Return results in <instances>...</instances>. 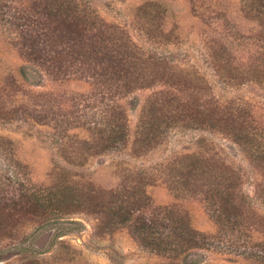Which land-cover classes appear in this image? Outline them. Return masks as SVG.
Returning <instances> with one entry per match:
<instances>
[{
	"label": "rangeland",
	"instance_id": "rangeland-1",
	"mask_svg": "<svg viewBox=\"0 0 264 264\" xmlns=\"http://www.w3.org/2000/svg\"><path fill=\"white\" fill-rule=\"evenodd\" d=\"M251 2L77 0L102 28L117 25L145 57L161 60L160 76L171 80L121 94L83 73L54 77L29 59L20 49V29L37 20L17 15L30 11L31 0H0V204L18 207L7 216L0 207V264L168 262L135 239L132 219L123 223L115 214L107 225L115 206L108 203L99 215L86 194L133 187L204 233L208 245L215 241L182 256V264H264V79L252 71L264 69V53ZM174 93L183 101L243 108L247 123L225 131L181 121L151 134L152 114H170L147 109L150 100ZM118 107L127 115L124 142L95 140L101 129L109 133ZM237 126H247V133ZM191 158L216 164V174L204 173L195 194L184 190L175 171ZM227 174L235 184L225 193L245 215L246 228L233 226L234 232L221 230V209L204 191L223 188ZM46 232L52 237L38 246Z\"/></svg>",
	"mask_w": 264,
	"mask_h": 264
},
{
	"label": "trees",
	"instance_id": "trees-1",
	"mask_svg": "<svg viewBox=\"0 0 264 264\" xmlns=\"http://www.w3.org/2000/svg\"><path fill=\"white\" fill-rule=\"evenodd\" d=\"M251 3L257 6L256 14L258 24L261 26L257 33L262 42L260 52L264 53V0H252ZM252 4L251 9L254 6ZM21 10L17 15L19 19L24 16L29 20L30 18L35 20L34 17H36L37 20L36 26L32 25L31 21L30 24H24L25 27L22 26L20 29L21 52L47 69L54 77L83 73L103 87L114 88L115 93L121 94H128L138 88L150 86L158 80L171 81L166 79V75L163 78L164 74L160 76L161 72L157 66H160L158 64L162 63L161 60L145 57L142 49L135 45L128 34L123 31L124 29L117 25H104L109 27L102 28L97 18L92 16L85 7L82 8L77 0H31L30 11L26 8ZM149 35L151 36V32ZM260 67L252 71L257 79H264V69ZM176 82L177 86L183 84V81ZM147 109L153 110V113L168 110L170 114H165L164 117L158 119H153L152 114L149 119V132L153 135L161 130L163 125L170 126L181 121L193 120L203 124L205 122L214 125L213 127L219 126L225 131H232V127L239 122L247 123L243 117L245 115L243 108L230 104L224 109L220 105H205L199 100L183 101L175 93L152 98ZM113 117L115 124H110L109 133L106 128L101 129L95 140L105 142L108 136L109 144L118 145L124 142L127 136L126 112L118 107ZM237 127L241 129L238 130L239 134L245 135L248 131L247 126L244 129L242 126ZM145 135L147 137L148 132ZM84 147L89 150L86 143ZM261 160L264 159L261 158ZM215 166L214 162L208 163L202 159L191 158L181 169H175V171L178 170L176 174L180 176L177 178L178 183L184 187V190L195 194L198 192L204 173L216 174L213 171ZM229 176V174L225 176L226 182L223 188L216 184L212 185L213 188H207L204 191L209 200L212 201L210 196H214L221 209V215L224 216L218 217L221 230L229 227V230L234 232L233 226L246 228L243 224L245 215L240 211L236 199L229 193H225V189L235 184L234 179L231 182ZM140 189L133 187L130 190L120 189L105 194L90 188L87 189L86 194L88 197L91 196L90 200L99 215L104 213V208L108 203V209L112 207V204L115 206L113 217L109 220L105 218L107 225L117 219L115 214L124 217L123 223L132 219V224H128L131 234L143 248L169 260L163 264H182L183 260L180 258L195 248L214 246L215 241H211L212 245H208L210 242L206 240L204 233L190 229L187 222L177 218L168 207L154 205L151 198L144 195L145 192H141ZM0 207L5 211L4 216L11 213L10 209H18L17 206L8 208L5 204H0ZM184 263L188 264L186 261Z\"/></svg>",
	"mask_w": 264,
	"mask_h": 264
},
{
	"label": "water",
	"instance_id": "water-1",
	"mask_svg": "<svg viewBox=\"0 0 264 264\" xmlns=\"http://www.w3.org/2000/svg\"><path fill=\"white\" fill-rule=\"evenodd\" d=\"M51 237H52V232L44 233L41 239L38 241V246L46 245L49 242Z\"/></svg>",
	"mask_w": 264,
	"mask_h": 264
}]
</instances>
